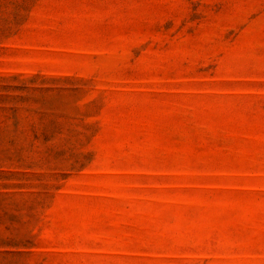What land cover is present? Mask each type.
I'll use <instances>...</instances> for the list:
<instances>
[{
	"label": "rangeland",
	"instance_id": "rangeland-1",
	"mask_svg": "<svg viewBox=\"0 0 264 264\" xmlns=\"http://www.w3.org/2000/svg\"><path fill=\"white\" fill-rule=\"evenodd\" d=\"M0 264H264V0H0Z\"/></svg>",
	"mask_w": 264,
	"mask_h": 264
}]
</instances>
